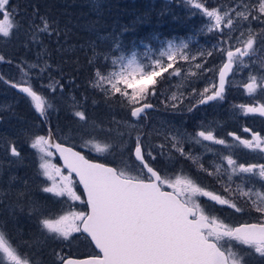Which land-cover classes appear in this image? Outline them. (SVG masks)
Segmentation results:
<instances>
[{
    "label": "snow or ice",
    "instance_id": "1",
    "mask_svg": "<svg viewBox=\"0 0 264 264\" xmlns=\"http://www.w3.org/2000/svg\"><path fill=\"white\" fill-rule=\"evenodd\" d=\"M188 2L192 3L193 0ZM193 7L213 22L208 28L209 31H222L223 28L232 30L235 27L237 30L242 29L241 35L247 31L248 36L243 41V47L219 49L225 60L218 70V82L205 87L199 93L195 88L192 90L193 95L198 96V101L189 107V112L199 105L223 102L230 84L229 74L235 72L234 65L248 68L249 64L244 58H251L256 51L254 46L258 38L260 44L264 46V28L260 32H254L251 27L253 22L264 25V0H248L247 3H242L246 11L232 9L230 12H221L219 8L206 6L203 2H196ZM233 14L238 19L234 20ZM17 15L19 13L11 9L10 0H0V37L7 38L13 34ZM37 32L52 34L46 20L43 21V27H37L36 31L31 32L30 42L33 44L41 43ZM187 47L186 44L181 46L182 49ZM181 48H175L169 43L167 51L160 52V57H166V60L153 58L148 63L138 62L135 56L126 63L121 58L119 64L115 60L106 59L107 71L102 72L97 68L90 84L106 101L118 99L121 107L128 109L131 118L142 120L146 117L147 110L154 107L149 102V97L158 95L156 87L160 82L158 78L163 77L165 73L169 76L181 75V69L174 67V62L178 56L180 60L189 59ZM208 55L211 56L212 53L209 52ZM3 60L4 57L0 56V61ZM18 67L21 68L24 82L11 83L10 86L30 98L35 111L41 117H46L51 105L29 82L31 73L28 68L39 67V64ZM196 67L200 68L201 65L197 64ZM260 68L264 69V59L260 63ZM243 87L250 96L258 89L264 92V71L259 74L249 72L248 82ZM52 90L55 91V88ZM169 99L172 103L168 106L173 110L182 103V99L176 95ZM236 107L245 116L264 117V103L240 104ZM74 116L85 125L89 124L83 111H75ZM123 123L127 125L129 122ZM93 127H96L94 122ZM243 131L248 133L251 129L244 128ZM85 134L90 135L88 132ZM186 135L196 144L209 141L215 145H224L226 148L233 147L225 139L214 135L212 130L201 128L195 134ZM228 136H232L243 148L264 154V136L260 133L252 132L251 139H242L232 132H229ZM165 140L171 141L170 147L180 155L192 159L194 163L197 162V157L185 153L178 135L169 132ZM7 143L12 142L8 141L6 145ZM82 146L98 154L108 153L112 147L95 139L86 140ZM30 147L38 154L40 161L38 175L51 182L42 183L39 191L54 197L66 196L72 201H81L87 207V211L69 210L55 218L41 216L39 218L41 236L68 241L74 239V234L78 233L85 239H90V243L98 250L94 255L83 257L56 253L55 264H254L255 261L264 264V191H261L264 189V163L246 165L238 163L231 154H221L220 159L226 162V167L223 163L215 164L214 169L218 176L227 175L224 190L230 193V197L226 198L214 191L206 190L186 175H176L174 178L162 176L148 161L149 157L155 160L156 156L144 146L139 137L135 140L134 147L129 150L134 162L128 164L122 161L124 167L108 166L87 159L73 147L56 142L51 130L47 136L35 135ZM158 147L160 152L157 155L162 157L170 155L165 150L166 144ZM203 147L215 154L212 147L208 145ZM10 155L16 158V163L23 162L21 151L16 146L10 148ZM56 155L63 160L67 174L52 163V158ZM200 170L208 171L203 164H200ZM73 174L83 186L86 201H82L74 189ZM208 174L213 175V172ZM234 177L240 181L235 189L232 188ZM24 183L27 185V181ZM256 183H260V188H256ZM245 185L251 186L245 190ZM237 192L239 197L246 199L252 210L259 214L256 222L228 224L209 212L198 199L205 197L215 204L233 209L236 213H243L244 209L231 198ZM4 195L6 193L0 191V203H3ZM19 195L23 197L25 192ZM29 204L30 214L39 212L35 201L30 200ZM0 257H2L0 264L4 262L33 264L30 258L21 254L3 230H0Z\"/></svg>",
    "mask_w": 264,
    "mask_h": 264
},
{
    "label": "rangeland",
    "instance_id": "2",
    "mask_svg": "<svg viewBox=\"0 0 264 264\" xmlns=\"http://www.w3.org/2000/svg\"><path fill=\"white\" fill-rule=\"evenodd\" d=\"M196 2L199 1L193 0L192 3H189L191 6L190 10L194 11L195 17L200 18L202 23L205 22L208 26L209 24L211 25L213 22L208 20L201 11L193 7V4ZM247 2L248 0H220L216 8H219L221 12H230L232 9L246 11L242 7V3ZM11 9L14 12H18V9L12 5ZM187 13L185 17H187ZM200 16L204 19H201ZM233 18L234 20L238 19L234 14ZM16 19H18L17 16L15 23ZM29 22L31 24L32 20H29ZM193 22H197V19ZM40 23L43 27V20ZM16 24L19 25V23ZM251 27L253 30L258 27L257 31L254 32H260L264 28V25L253 22ZM241 30H237L234 27L232 30L223 28L222 31H218L217 33H215V30L210 31L212 32L210 33V37H212L211 41H214L210 47L213 48L211 50L214 57L219 59V65L216 68H209L200 62V59H203L201 55H203L202 51L204 49H200L197 41L193 43L196 40L193 35H190V38L186 40L167 39L165 40L167 42L161 43L159 46L161 52L167 51L169 43L175 48H181L182 45L186 44L188 46L187 49L183 50L181 48V50L189 59L186 61L180 60L178 56L177 61L174 62V67L181 69V75L169 76L165 73L163 77L158 78L160 81L156 86L158 95L149 97V102L154 103L157 110L149 112L148 116L142 120L131 118L128 109L121 107L118 99L117 103H114L113 99L106 101L103 95L94 89L91 84L90 86L93 90L88 85H79L75 79H64L60 76L57 69L47 62H43L42 58L41 60L38 59L42 52L38 48L39 44L30 42L31 31L28 30L22 35L23 40L19 37L17 38L18 41H21L19 42V46L24 47L23 50L11 49L12 47L15 48V44H10L8 41L16 38L14 33L7 38L0 37V45L2 47L0 56L4 57V60L0 61V162H2V167H0V191L6 193L3 196V203H0V230L7 233L21 254L30 258L33 264H55L56 253L71 254L76 257L96 254L90 240L85 239L84 236L78 233L74 234V239L68 241L41 236L39 226V218L41 216L55 218L69 210L87 211L86 204L81 201H72L66 196L54 197L51 194L39 191L42 183L50 184L51 182L46 181L42 175H38L40 161L36 150L32 149L30 144L35 135L47 136V128L53 131L60 142L74 146L84 153H88L89 157L97 158V161H102L109 165L114 164L116 167H124L122 161L133 164L134 157H131L129 150L134 147V142L139 137L144 146L156 156L155 160L149 157L148 161L151 166L160 171L162 176L174 178L176 175H186L206 190L214 191L226 198L230 197V193L224 190L227 184V175L218 176L214 169L215 164L223 163L225 165V161L220 159V155L227 154L217 147V145L209 141H202L201 144H196L190 141L186 134H195L201 128L204 130H212V128H215L217 118L210 113V110H205L199 105L193 111H188L189 107L198 101V96L193 95L192 90L195 88L197 93H199L205 87L217 82L218 70L225 60V57L219 49L243 46V41L247 39L248 32L244 31V34L241 35ZM37 35L40 38L42 32H37ZM178 40H181V42ZM191 46L194 49H191ZM202 46L205 45L202 44ZM152 47L154 48V45ZM254 47L256 48L255 53H259L261 57H264V46L260 44L259 38ZM147 51L142 54L135 52L131 56L124 58L123 62L126 63L133 56L136 57L138 62H151L153 56L149 55ZM154 58L166 60V57L161 58L159 53L158 57ZM104 61L105 58L102 57L101 63L103 66ZM245 61L249 64V67H240L235 76L238 86V81L242 85L248 82L249 72L259 74V72L264 71V69L260 68L261 61L256 57ZM253 61H256V63L254 64ZM32 64H39V67L28 68L31 73L29 82L34 90L45 97L51 105V108L47 111V115L49 113L51 114L55 127L51 126L48 118H44L46 119L45 123L37 120L35 118L36 111L32 106L30 98L16 93L1 79L4 78L13 83H23V74L18 65L27 67ZM197 64L201 65V67L197 68ZM207 69H211V71ZM171 71L170 69L169 72ZM53 88H55V91L52 90ZM233 88L236 89L234 83ZM262 94L264 96V92ZM172 95H176L182 99V103L175 110L168 106L172 103L169 99ZM236 97H239V91L234 92V98ZM61 104L65 105L68 110L66 111V107L61 106ZM14 106L19 109L21 115L12 111ZM98 107H102L105 110V119L102 122L88 120V125L79 121V118L74 116L75 110H72L75 108L77 109L76 111H83L88 119L89 109ZM26 108L28 110H25ZM60 111H66V113L62 114ZM240 114H242L241 111ZM182 116L185 117L181 119ZM117 121L120 123L117 124ZM124 121H128L129 123L125 125L123 123ZM93 122L96 127H93ZM249 123L248 118H243L242 125ZM85 132L90 133V135L85 134ZM169 132L178 135L179 143L183 146L185 153H191L193 157H197V162L194 163L192 159L180 155L178 151L170 147L171 141L165 140V136ZM107 133L115 135L116 142L122 148L121 152L113 153L112 149H110L108 153L98 154L82 146L86 140L91 139L111 145L105 139L104 135ZM8 141L12 143H7L6 145ZM161 144H166L165 150L170 155L163 157L157 155L160 152L158 146ZM203 145L212 147L215 150V154L208 152ZM12 146H16L21 151L23 157L22 163H16V158L11 157L10 148ZM9 161H12V163L10 164ZM52 163L60 167L67 174V171L63 169L57 156L52 158ZM200 164H203V167L208 171L200 170ZM208 172H213V175H209ZM233 179L234 183L232 184V188L235 189L240 181L237 177ZM73 180L75 191L81 196V200L85 201L83 191L74 175ZM24 181H27V185H25ZM250 186L245 185V190ZM255 186L256 188H260V183H256ZM261 191H264V189H261ZM21 192H25L23 197L19 195ZM231 198L235 199V202L244 209L243 213H236L233 209L215 204V202L209 201L205 197L198 199L209 212L219 216L228 224L234 225L242 222H256L259 219V214L252 210L246 199L239 197L238 192ZM30 200L36 202L39 207L38 213L30 214ZM55 242H59L58 248L52 246ZM0 261H2V257H0ZM254 264H262V262L255 261Z\"/></svg>",
    "mask_w": 264,
    "mask_h": 264
},
{
    "label": "trees",
    "instance_id": "3",
    "mask_svg": "<svg viewBox=\"0 0 264 264\" xmlns=\"http://www.w3.org/2000/svg\"><path fill=\"white\" fill-rule=\"evenodd\" d=\"M197 1L211 7L218 6L220 2V0ZM10 4L16 7L19 13L16 19L19 25L15 23L17 27L13 31L16 38L8 41L15 44V48L11 49L23 50L24 47L19 46L21 41L17 38L23 40L22 35L30 26L32 32L37 27H42L41 20H46L52 34L42 32L40 36L41 43L38 48L42 53H46L40 55L42 61L57 69L62 78L75 79L79 85H88L91 89L90 82L96 69L107 71L106 59L115 60L119 64L121 58L124 59L135 52L142 54L146 50L153 58L158 57V53L161 52L159 46L167 42L165 41L167 39L186 40L193 35L196 38L193 43L197 41L200 49H204L200 62L209 68H216L219 65V59L214 57L213 48L210 47L214 42L210 37L212 32L208 30L210 24L209 26L205 22L203 24L200 18L195 17L187 0H10ZM195 19L197 22L194 23ZM29 20H32L31 24ZM257 29L258 27L254 31ZM217 32L215 30V33ZM191 49L194 47L191 46ZM209 52L212 53L211 56L208 55ZM102 57L105 58L104 66L101 63ZM242 90L243 88L239 90L240 99L245 97ZM113 102L117 103V99L114 98ZM61 106L66 107L63 104ZM12 111L21 115L16 106ZM66 111L60 112L65 114ZM87 116L89 121L102 122L106 112L102 107L90 108ZM35 118L43 123L36 112ZM44 118H48L51 126L55 127L50 113ZM104 136L111 143L113 153L122 151L115 135L107 133ZM85 154L89 157L88 153ZM89 158L97 160L94 157ZM58 243L55 242L52 246L58 248Z\"/></svg>",
    "mask_w": 264,
    "mask_h": 264
},
{
    "label": "flooded vegetation",
    "instance_id": "4",
    "mask_svg": "<svg viewBox=\"0 0 264 264\" xmlns=\"http://www.w3.org/2000/svg\"><path fill=\"white\" fill-rule=\"evenodd\" d=\"M252 57H256L261 62L262 59H264L259 53L254 52L251 58L248 57L245 60H250ZM238 69H240V67H235V72L229 79L230 84L227 88L226 99L223 102H211L208 105L202 106V108L210 110V113L217 118V121H215V128H212L214 135L218 138L225 139L229 145H233V147L230 148H226L224 145H217V147L222 149L227 155L231 154L233 159L237 160L238 163L246 165L251 163H264V154L243 148V146L239 145V142L235 141L232 136H228L229 132L241 136L242 139H251L252 132H258L261 136H264V117L258 115L245 116L240 114L241 110L236 107L240 104L254 105L257 102L264 103V96L259 89L255 94L250 96L247 94L240 81H238L239 86L237 85L235 76ZM233 83L236 89L233 88ZM240 86L243 87L242 93H244L245 97L242 99L238 97L234 98V92L239 91L241 89ZM245 117L248 118L250 123L242 125V120ZM244 128L251 129V132L245 133L243 131ZM166 190L170 191V189Z\"/></svg>",
    "mask_w": 264,
    "mask_h": 264
},
{
    "label": "water",
    "instance_id": "5",
    "mask_svg": "<svg viewBox=\"0 0 264 264\" xmlns=\"http://www.w3.org/2000/svg\"><path fill=\"white\" fill-rule=\"evenodd\" d=\"M240 47H242V46H240ZM245 58H247V57H245ZM234 68H235V65H234ZM232 74L233 73H230L229 74V79H230V77L232 76ZM217 82H218V77H217ZM11 83H9V85H10ZM13 88V87H12ZM14 89V91L16 92V93H18V94H21V95H25V94H23V93H20L19 91H18V89H16V88H13ZM211 103V102H210ZM210 103H208V104H210ZM208 104H205V105H208ZM154 105V104H153ZM200 106H204V105H200ZM155 109V105H154V107L152 108V109H148L147 110V113L148 112H150V111H153ZM147 115V114H146ZM42 120L44 121V123H45V119H44V117H42ZM47 130H48V132H49V130H51L50 128H47ZM51 132L53 133V131L51 130ZM48 135V134H47ZM53 138L56 140V142H59L58 140H57V138L55 137V135H54V133H53ZM64 144V143H63ZM65 146H70V145H67V144H64ZM72 147V146H71ZM74 148V147H73ZM74 150L75 151H79L78 149H76V148H74ZM79 152H81V151H79ZM81 154L82 155H84L85 157H86V155L83 153V152H81ZM57 157L59 158V160H60V162H61V164H62V166H63V168H64V162H63V160L57 155ZM87 158V157H86ZM88 159V158H87ZM90 160V159H89ZM93 162H98V161H94V160H92ZM98 163H102V162H98ZM105 164V163H104ZM106 165H108V164H106ZM108 166H112V165H108ZM114 167V166H113ZM65 170H67L66 168H64ZM74 176H75V174H73ZM76 179H77V181H78V178L76 177ZM80 185V184H79ZM80 187H81V189L83 190V192H84V189H83V186L82 185H80ZM84 195H85V199H87V197H86V194L84 193ZM94 246V245H93ZM95 248V247H94ZM96 250V249H95ZM96 251H98V250H96Z\"/></svg>",
    "mask_w": 264,
    "mask_h": 264
}]
</instances>
